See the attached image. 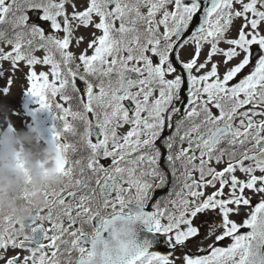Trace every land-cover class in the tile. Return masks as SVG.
Masks as SVG:
<instances>
[{
  "label": "snow or ice",
  "instance_id": "obj_1",
  "mask_svg": "<svg viewBox=\"0 0 264 264\" xmlns=\"http://www.w3.org/2000/svg\"><path fill=\"white\" fill-rule=\"evenodd\" d=\"M18 72L63 182L0 209V264H264V0H0Z\"/></svg>",
  "mask_w": 264,
  "mask_h": 264
},
{
  "label": "clouds",
  "instance_id": "obj_2",
  "mask_svg": "<svg viewBox=\"0 0 264 264\" xmlns=\"http://www.w3.org/2000/svg\"><path fill=\"white\" fill-rule=\"evenodd\" d=\"M8 113L6 106H0V123L10 119ZM61 155L55 143L45 141L40 127H0V209L25 218L31 211L25 192L33 205L45 206V186L63 182L57 166Z\"/></svg>",
  "mask_w": 264,
  "mask_h": 264
},
{
  "label": "rangeland",
  "instance_id": "obj_3",
  "mask_svg": "<svg viewBox=\"0 0 264 264\" xmlns=\"http://www.w3.org/2000/svg\"><path fill=\"white\" fill-rule=\"evenodd\" d=\"M81 3L84 0H80ZM91 29L81 28L78 30L77 35L85 36V43H82L79 47L73 46V51L79 54V52L87 46V40L91 38L90 32ZM98 34V33H97ZM191 46L188 47L190 49ZM5 68H8L7 64L3 65ZM46 70L41 69L40 66H37V71ZM15 80L12 85H10V92L0 95V106H6L9 109L8 115L10 119L6 122L0 123V127L9 128H26L34 120L31 119L27 108L24 106L23 101L25 99V93H28L27 88L30 87V83L26 81V77L23 73H15ZM3 82H0L2 84Z\"/></svg>",
  "mask_w": 264,
  "mask_h": 264
},
{
  "label": "flooded vegetation",
  "instance_id": "obj_4",
  "mask_svg": "<svg viewBox=\"0 0 264 264\" xmlns=\"http://www.w3.org/2000/svg\"><path fill=\"white\" fill-rule=\"evenodd\" d=\"M234 34V33H233ZM217 59H219V57H217ZM224 69H223V66L221 67V71H223ZM247 71V70H246ZM126 130V129H125ZM163 191H167L166 189L165 190H163ZM209 191H210V189H209ZM162 195V191L161 190H157L156 191V193H155V195L153 196V201L156 199V197H158V196H161ZM149 210H152L151 209V202H150V204H149ZM236 219H239V217H235ZM202 219V218H201ZM197 223H199V220H197ZM203 231H207L206 229L205 230H203ZM212 241L211 240H205L204 241V243L205 244H208V243H211ZM230 241H228V240H225L223 243L224 244H227V243H229ZM197 241H193L192 243H190L189 244V248L191 249V251L192 252H196V248H197ZM157 250L158 251H160L161 253H167L168 252V248H166L165 247V245L163 244V243H161V244H159L158 246H157ZM180 254V250L178 249L177 250V253H176V255H179Z\"/></svg>",
  "mask_w": 264,
  "mask_h": 264
}]
</instances>
